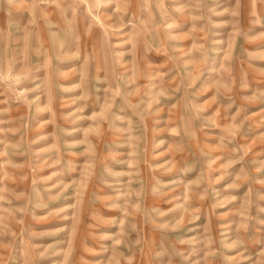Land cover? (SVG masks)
<instances>
[{
  "label": "rangeland",
  "instance_id": "374dc122",
  "mask_svg": "<svg viewBox=\"0 0 264 264\" xmlns=\"http://www.w3.org/2000/svg\"><path fill=\"white\" fill-rule=\"evenodd\" d=\"M0 264H264V0H0Z\"/></svg>",
  "mask_w": 264,
  "mask_h": 264
}]
</instances>
